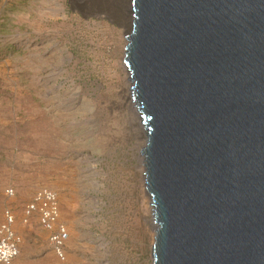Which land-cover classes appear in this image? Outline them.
I'll list each match as a JSON object with an SVG mask.
<instances>
[{
	"label": "rangeland",
	"instance_id": "rangeland-1",
	"mask_svg": "<svg viewBox=\"0 0 264 264\" xmlns=\"http://www.w3.org/2000/svg\"><path fill=\"white\" fill-rule=\"evenodd\" d=\"M130 0H0V224L14 264H151L144 128L124 65ZM53 190L69 232L50 243L34 194ZM7 190H12L8 193Z\"/></svg>",
	"mask_w": 264,
	"mask_h": 264
},
{
	"label": "water",
	"instance_id": "water-1",
	"mask_svg": "<svg viewBox=\"0 0 264 264\" xmlns=\"http://www.w3.org/2000/svg\"><path fill=\"white\" fill-rule=\"evenodd\" d=\"M152 264H264V0H130Z\"/></svg>",
	"mask_w": 264,
	"mask_h": 264
},
{
	"label": "built area",
	"instance_id": "built-area-1",
	"mask_svg": "<svg viewBox=\"0 0 264 264\" xmlns=\"http://www.w3.org/2000/svg\"><path fill=\"white\" fill-rule=\"evenodd\" d=\"M10 194L12 190H7ZM26 213H37L40 224L50 232V243L55 254L65 259V241L69 237L67 227L59 222V205L56 193L42 188L34 194L26 208ZM14 215L5 210L4 219L0 224V264H14L20 253L21 237L15 230Z\"/></svg>",
	"mask_w": 264,
	"mask_h": 264
},
{
	"label": "bare ground",
	"instance_id": "bare-ground-1",
	"mask_svg": "<svg viewBox=\"0 0 264 264\" xmlns=\"http://www.w3.org/2000/svg\"><path fill=\"white\" fill-rule=\"evenodd\" d=\"M131 6V5H130ZM126 67V66H125ZM126 69H127V67H126ZM127 72H128V70H127ZM128 76H129V72H128ZM130 98H131V91H130ZM131 100H132V98H131ZM133 103V102H132ZM135 111H136V113H138V115L140 116V113H139V111H137V109L135 108ZM140 119H141V117H140ZM142 121V120H141ZM142 124V123H141ZM142 126H143V124H142ZM144 170V169H143ZM144 180H145V177H144ZM150 198V197H149ZM150 202H151V200H150ZM153 220V219H152ZM155 229V228H154ZM152 245H153V242H152V244H151V248H152ZM152 264V263H151Z\"/></svg>",
	"mask_w": 264,
	"mask_h": 264
}]
</instances>
